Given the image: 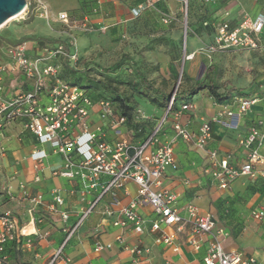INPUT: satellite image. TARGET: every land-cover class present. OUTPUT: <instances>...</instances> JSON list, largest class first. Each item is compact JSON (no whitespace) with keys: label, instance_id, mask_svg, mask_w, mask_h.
Wrapping results in <instances>:
<instances>
[{"label":"crops","instance_id":"1","mask_svg":"<svg viewBox=\"0 0 264 264\" xmlns=\"http://www.w3.org/2000/svg\"><path fill=\"white\" fill-rule=\"evenodd\" d=\"M76 2L77 7L66 12L73 11L75 17L76 15L81 18L89 16L88 24L91 27L99 28L103 25H110L104 31L109 35L114 34L115 30L120 27L137 26L136 20L142 21L143 18L149 17L150 8L137 17L132 15V9L145 0H121L120 2L101 0L99 13L95 15H92V10L96 6V0H76ZM207 4L211 5L213 10L208 16V24L213 19L214 23L227 19L234 26L242 13H246L251 18L264 17V0H216L214 4ZM46 5L55 19L57 13H53L47 3ZM225 13H228L227 18L224 17ZM45 23L48 33L61 36L58 32L51 30L50 24L54 23L53 21ZM209 29V45H211L213 30L210 26ZM174 35L175 33H173ZM194 40L199 41L201 45L202 42L197 38L191 39L192 47L199 50L195 47ZM38 47L35 46L32 50L33 53L37 51ZM230 54L253 57L254 61L249 62L246 69L250 70L256 67L258 70L264 71V33L257 50H226L214 53L217 57ZM257 60L263 66L254 65ZM0 61H5V56L1 52ZM214 67L218 70L216 65ZM234 70L239 71V68L233 69L231 74L233 80L239 83L227 81L225 83H228V88L242 90V84H252L253 78L250 73L245 81H241L240 73L234 72ZM20 80L21 78L17 74H5L4 93L6 96L19 87L30 90V86L28 87L24 82L21 83L22 85L19 84ZM263 80L264 74L257 81ZM252 88L255 89L254 83ZM253 92L249 91L250 95H245V97H257L258 102L248 111L235 120H231L224 114L221 123L211 124V138L204 150L196 148L191 143L174 139L171 116L166 118L160 129L158 143L171 142L177 163L175 171L169 170L163 176L161 188L179 194L180 205L191 203L198 208L200 215L210 214L215 221L216 228H222L227 234L225 237L219 236V240L227 252H239L256 260H264V220L255 221L250 217L253 209L264 204V177L260 175V172L264 171V163L254 167L258 172L254 178L240 176L232 181L227 189L222 190L218 187V182L211 177V171L215 169L211 166L208 157V152L216 151L220 158L229 157L230 165L236 169L247 162V152L239 145L240 141L246 137L249 129L255 126L258 121H264V94L258 96L253 95ZM236 96L232 92L226 102L217 103L211 96L205 95L204 91H200L192 95V108L182 113L181 122L196 133L204 121H210L223 112H237ZM116 112L119 113L118 110ZM144 116L146 115L144 114ZM89 119V131L92 132L97 127H101L107 142L125 137L131 143L139 144L151 132L142 139H138L128 133V126L125 124L119 128V134H116L109 127L107 121L99 117L97 106L93 107ZM129 131L132 133L131 130ZM5 141L6 153L0 157V213L11 211L17 228L21 231L18 240L5 245L8 264H48L64 239L62 232L64 224L60 216L58 214L51 215L46 210L47 205L52 201V191L58 190L64 200L60 209L68 213L67 225L69 226L76 223L81 212L88 209L90 204L100 196L101 191L99 188H94L82 193L83 186L79 176L68 179L54 175L53 172L60 170L63 166L62 156L54 153L48 144H39L36 138L24 129L22 123H15L7 130ZM33 151H43L46 154V157L38 164L37 170L33 168V162L30 159V154ZM259 153L264 158V143L259 148ZM72 159L75 164L73 171H79L78 157L73 154ZM36 175L39 178L38 182L34 181ZM101 180H107V178L102 177ZM21 185H24V188H21ZM136 190V185L130 182L125 186L126 193L122 190L117 191L116 198L119 202L117 206L110 205L112 200L108 194L100 197L77 233L62 248L60 258L56 259L53 264H128L131 259L130 254L114 242L118 235L123 236L127 245L137 244L141 248L150 250L143 264H204L203 257L210 236H203L199 250L194 251L187 245L189 234L187 226L177 233L175 244L178 245L179 251L174 252L170 248L156 244L155 234L146 232L141 236H136L129 226L120 228L112 225L119 209L127 206L136 197ZM36 196L41 197V204L35 208L32 215H29L27 211L31 205L28 198ZM108 207L114 211V215L111 217L104 214ZM137 213L145 222L154 219L151 209L147 206L138 208ZM235 229H239V232L235 233ZM173 230V227L165 228L166 232ZM27 241H30L31 244L27 245ZM96 244H111V247L95 251Z\"/></svg>","mask_w":264,"mask_h":264},{"label":"built area","instance_id":"2","mask_svg":"<svg viewBox=\"0 0 264 264\" xmlns=\"http://www.w3.org/2000/svg\"><path fill=\"white\" fill-rule=\"evenodd\" d=\"M25 8L19 14L20 19H43L47 22L53 21L63 25L70 30L80 32H92L94 27L88 24L89 16L81 20L72 17L67 12H59L55 19L43 0H24ZM121 1V0H116ZM187 4V0H179ZM206 3L214 4L216 0H205ZM101 0H96V6L92 15L98 14ZM153 7L149 0L140 3L132 9V15L137 17L145 10ZM228 13L224 14L227 18ZM173 18L170 15H162L161 22L164 25L171 24ZM110 25L100 26L98 30L105 31ZM213 30V42L208 46V52L214 54L226 50H257L261 44V37L264 33V17H249L246 13L240 15L238 22L232 26L226 20L213 21L209 24ZM37 45V44H36ZM6 47V58L9 62L0 61V157L6 153L4 141L7 130L15 123H22L25 130L29 131L39 144H48L54 153L60 154L63 158V166L60 170L53 172L64 178L72 179L79 176L83 186V192L89 189L99 188L100 196L90 204L88 209L81 212L80 217L72 226L67 225L69 215L60 209L64 200L59 191H52V201L47 205L49 214H58L61 218L62 232L64 239L59 249L53 254L48 264L60 258L62 248L77 233L83 221L91 212L100 197L108 194L111 197V206L119 205L116 192L125 191L128 183H134L137 187L136 197L127 206L121 207L112 225L125 228L129 226L136 236L146 232L155 234V243L174 252L179 251L175 244L176 235L185 226L189 227L187 245L194 251L199 250L203 236H210L207 250L203 257L204 264H264V260H256L247 257L239 252H227L219 236H227L222 228H216L215 221L210 214L200 215L198 208L187 203L179 204L180 195L161 188L162 178L169 170L175 171L177 163L173 154L171 142L158 143L160 129L166 118H172V131L174 139L193 144L196 148L204 150L211 138V124L221 123L225 114L231 120L237 119L241 114L250 109L258 102L257 97L236 96L238 103L237 112L231 111L220 113L210 121L201 123L196 133L192 132L181 122V115L191 108L190 103H184L174 109L173 95L166 108V113L161 122L149 133L139 144L131 143L127 138L121 137L113 142L104 139V132L101 127L89 131L88 115L91 107L97 106L99 117L106 120L109 127L119 134V128L126 124L125 117L116 112L113 104L104 99L93 102L87 91L76 85H72L59 76L58 66L53 60L59 55H66L62 44H56L52 48L38 47L41 52L33 53V48H27L26 42L17 44H4ZM70 58L75 60V56ZM187 59V57H186ZM6 73L17 74L23 82L30 84V90L18 88L15 95L4 93V76ZM22 85V84H21ZM47 97L45 103L41 102V95ZM139 117L146 118L140 111L136 112ZM264 143V121H258L255 126L249 129L248 134L240 141V146L247 152V162L239 168H233L229 163V157L220 158L216 151L208 152L211 166V177L218 182V187L227 189L232 181L240 176L254 178L258 173L254 167L264 163V158L259 153V148ZM75 154L79 162V171H73L75 164L72 155ZM46 157L43 151H33L30 159L33 168L38 169V164ZM264 177V171L260 172ZM106 177L107 180H101ZM36 175L34 181L38 182ZM24 188V185H21ZM83 195V194H82ZM31 207L28 209L32 215L35 208L41 204V197L28 198ZM147 206L151 209L154 219L145 222L137 213V209ZM107 217L114 215L109 207L105 209ZM250 217L255 221L264 220V204L251 211ZM173 227L174 230L166 232L165 228ZM21 231L11 211L0 213V264H8L5 253V245L8 242L20 238ZM114 242L127 251L131 259L128 264H143L148 257L150 250L141 248L137 244L127 245L122 235L115 237ZM31 242L27 241V245ZM104 247L110 248L111 244H96L95 251ZM144 258V259H143Z\"/></svg>","mask_w":264,"mask_h":264},{"label":"rangeland","instance_id":"3","mask_svg":"<svg viewBox=\"0 0 264 264\" xmlns=\"http://www.w3.org/2000/svg\"><path fill=\"white\" fill-rule=\"evenodd\" d=\"M43 1L53 13L66 12L77 7L76 0ZM151 1L153 7L148 11L149 17L143 18L142 21L136 20L137 26L120 27L111 35L98 30V27H94L92 32H80L54 22L50 24V28L61 35L57 36L48 33L46 21L39 18L31 20L16 18L4 24L0 28V34L4 40L2 42H6L4 44L26 42L29 50L36 46L39 39L63 42L68 48L67 56L59 55L52 61L59 68L60 78L68 81L69 73L66 67L74 68L78 73L75 75L77 78L86 77L99 82L96 86L88 88L94 99H111L114 94H118L127 100L132 108V122L138 126L139 135L136 137L129 128L128 133L138 139L145 137L161 122L173 95L187 96L183 102L176 104V108L184 103H190L192 108L190 91L195 81H205V72L210 65H216L218 69L216 84L219 93L224 90L223 83L234 81L231 74L233 69L239 68V71L234 72L240 73L241 81H245L250 73L253 78L252 84L255 86V89H251L252 84H242L244 93L254 91L253 95L264 94V80L257 81L263 76L264 71L256 67L246 69L248 63L254 61L253 57L242 54L217 57L208 52L210 43L208 16L213 10L205 0H187L186 5L179 0ZM72 14L75 17V13ZM162 15H170L173 18L172 24L164 25L160 21ZM76 18L81 20V16L76 15ZM192 38L202 42L201 45L199 41L194 40L195 47L199 50L192 47ZM0 52L6 54V47L0 46ZM36 52L38 55L41 54L39 50ZM71 55L75 56V60L70 58ZM125 55L128 59L123 65L112 72H105ZM190 56L192 59L188 60ZM3 62L9 60L6 58ZM254 63L261 65L259 60ZM202 65L205 68L202 76L198 78ZM140 77L145 79L146 85L141 83ZM21 83L23 79L20 80L19 84ZM234 83L239 82L235 80ZM202 91L210 96L206 89ZM12 93L16 95L18 89ZM160 95L170 99L160 100ZM155 100L159 103H154ZM46 101L47 97L42 94L41 102ZM92 109L93 107L89 109L88 121ZM137 111L148 116L147 119L139 117Z\"/></svg>","mask_w":264,"mask_h":264},{"label":"trees","instance_id":"4","mask_svg":"<svg viewBox=\"0 0 264 264\" xmlns=\"http://www.w3.org/2000/svg\"><path fill=\"white\" fill-rule=\"evenodd\" d=\"M71 12L73 13V11H71ZM72 13H69V15L74 17V15ZM28 20H31V19H28ZM29 22L30 21H28V23ZM2 41H4V40L0 36V46L4 45V43H6V42H2ZM36 44L39 47H49V48H52L56 44H62L64 47V50L66 52L68 51L67 46L63 42H60V41H49L46 39H39L36 41ZM127 59H128V57L126 55L123 56L116 64H114L112 67L106 69L105 72H112V71L116 70L121 65H123ZM66 68H67L68 73H69V79L66 82H68L72 85H76L82 89H85L87 91V94L89 95L90 99L93 102L100 100V99H94L92 97V95L90 94V91L88 89L91 86L92 87L96 86L97 83H99L98 81L91 80V79H88L86 77L77 78L75 75L78 73L74 70V68H70V67H66ZM216 74H217V70L215 69V67L213 65H210L206 69V72H205V76H204L205 81H203V80L195 81L194 86L190 91V94L194 95V94H197L198 92L206 89L209 92L210 96L213 98V100L217 103L226 102L230 98L232 92H234L237 96H245V95L249 96L250 95V93H244L241 89H235L232 87L228 88L227 87L228 83H223L224 90H223V92L219 93V91H218L219 87L217 86L216 81H215ZM140 80H141V83L143 85H146V81L143 77H140ZM80 83H84V84L81 85ZM154 93L159 95V93L157 91H154ZM166 98L170 99V97H165V96L160 95V100H164ZM184 98H187V96H184L181 94L180 95L175 94V101L173 103L174 109H176V104L178 102H183ZM104 100L110 101L113 104V106L116 108V110H118L119 115L125 117L126 125L134 133V135L137 137L139 135L138 126L132 122V116H131L132 108L128 105V101L125 100L124 98H122L118 94H114L111 97V99H104ZM153 102L156 104L159 103L156 100ZM160 104L162 105V103H160ZM234 232L238 233L239 229H235Z\"/></svg>","mask_w":264,"mask_h":264},{"label":"water","instance_id":"5","mask_svg":"<svg viewBox=\"0 0 264 264\" xmlns=\"http://www.w3.org/2000/svg\"><path fill=\"white\" fill-rule=\"evenodd\" d=\"M25 8L24 0H0V27L6 22L19 15ZM205 66H201V71L198 78L202 76Z\"/></svg>","mask_w":264,"mask_h":264},{"label":"bare ground","instance_id":"6","mask_svg":"<svg viewBox=\"0 0 264 264\" xmlns=\"http://www.w3.org/2000/svg\"><path fill=\"white\" fill-rule=\"evenodd\" d=\"M18 17H19V15L15 16V17H13V18H11V19H9L6 23H8V22H10V21H12V20H14V19H16V18H18ZM0 28H1V27H0ZM190 59H192V56L188 57V60H190Z\"/></svg>","mask_w":264,"mask_h":264}]
</instances>
